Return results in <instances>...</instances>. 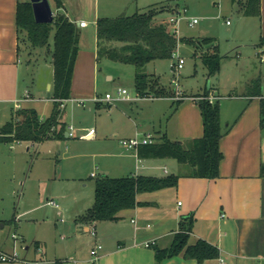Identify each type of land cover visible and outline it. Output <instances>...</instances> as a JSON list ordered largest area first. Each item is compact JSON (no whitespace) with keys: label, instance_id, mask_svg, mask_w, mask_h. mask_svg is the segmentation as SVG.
Returning a JSON list of instances; mask_svg holds the SVG:
<instances>
[{"label":"crops","instance_id":"0c3cea01","mask_svg":"<svg viewBox=\"0 0 264 264\" xmlns=\"http://www.w3.org/2000/svg\"><path fill=\"white\" fill-rule=\"evenodd\" d=\"M19 1L30 0H0V134L6 122L14 117L19 119L16 114L21 108H35L41 120H45L52 114L54 101H56L53 97L55 84L52 54L49 59L46 58V64L52 76L43 82L44 88L24 87L23 71L36 63L38 59L36 56L40 55L41 51L32 49L21 42L17 26ZM231 1L241 15L247 16L241 7L244 0ZM61 2L62 7L58 9L57 0H50L55 14L58 11L64 12L80 29V45L73 73L71 97L62 101L61 105L63 108L61 121L66 124L69 102L83 106L86 101L95 102L97 106L105 103V101L97 100L103 98L99 94L101 80L110 82L114 80V76L109 72L102 74L101 59L98 58L97 20L100 16L114 17L113 15L120 13L125 6L128 7L131 0H61ZM168 5L171 11L176 10L174 5ZM249 17L255 18L253 23L255 36L250 41L256 43L257 53H264V46H260L261 37L264 36V0H261L260 15ZM81 21H86L87 25L81 27ZM205 37L213 36L184 37L182 43L194 46V56L203 60V54L208 48L198 46L197 42ZM213 38L217 42V39ZM247 41L234 40L233 49L237 51V58L243 55L237 49L246 45ZM219 54L221 55L220 46ZM221 56V68L215 75L221 72L224 58H232L230 54ZM257 75V78L251 76L248 78L249 81L243 82L245 92H231L238 88L236 85L242 84L240 80L234 81L236 87L226 94L221 92L220 88L209 87V85L203 92H213L219 96L222 124L224 128L230 127L221 139L220 146L224 158L220 165V176L217 178L192 177L189 175V168L175 158H144L139 155V151L129 150L120 142L122 138L146 134L154 135L155 142L164 135L181 142L202 137L204 135L202 109L193 96L203 93L192 95L184 93L185 98L193 101L190 99L185 101L184 98L179 103H176V98L172 97H140L147 99L141 101L142 103L128 99L116 101L115 104L107 102L109 106L116 105L118 108V111L111 108L105 113L108 120L105 119L106 122L102 124L100 122L99 125V140L108 150L91 153L93 158L109 157L113 160L110 165L101 164V176L164 177L169 174H179L180 179L175 187L139 193L137 199L141 204L121 211L116 221L83 222L79 220V217L94 202L92 204L77 203L73 210L76 230L91 235L87 227L93 224L96 227L97 236L91 235L95 239L92 242L90 240V244L87 243L89 244L88 254L74 260L75 264H92L90 251L96 241H102L104 245L100 264H155L156 247H169L174 235L180 229L181 219L191 214L195 216V223L189 244L205 239L220 249L219 257L208 259L204 264H264V174L262 173L264 71L260 70ZM47 85L52 93L50 97L44 96ZM47 101L51 102V105H45L47 107L43 106L41 110L40 103ZM160 102H165V106L162 107ZM102 112L98 111L100 120L104 118ZM70 128L72 132H67L65 137H71L73 134V127ZM75 129V131H81L87 127L78 126ZM89 129L83 136L89 139L95 138L97 131L91 133L94 128ZM115 139L118 141L116 142ZM24 142L34 145L41 143L23 140L5 141L0 138V163H4L7 156L10 157L13 178L18 171L19 159H24V150H31L29 146L20 145ZM117 144H121V150ZM63 171L64 167L60 165L57 169V178H61ZM93 173L96 175H92ZM27 176L26 173L22 185L28 179ZM91 177H99V173L92 172ZM65 195L57 194V197L62 199ZM75 200L77 202L76 198ZM56 208L59 209L60 206ZM19 216L20 214L15 217V221ZM5 227L6 220L0 218V229ZM147 241L155 243L147 247L145 246ZM34 246L37 252L42 251L40 241H36ZM29 249L30 246H27L26 250ZM74 255L78 256V250L74 251ZM220 257L225 259V263L220 261ZM26 260L35 264L39 263L38 260L27 258ZM161 264H198V262L196 259L186 258L180 254L165 258Z\"/></svg>","mask_w":264,"mask_h":264},{"label":"rangeland","instance_id":"374dc122","mask_svg":"<svg viewBox=\"0 0 264 264\" xmlns=\"http://www.w3.org/2000/svg\"><path fill=\"white\" fill-rule=\"evenodd\" d=\"M162 4H172L176 8L174 12L167 10L160 16L161 18L178 16L182 19L181 38L200 35L213 36L220 46L221 55H232V58H224L219 74L210 75L202 58L194 56V46L181 42L178 51L179 55L184 57L185 63L179 71L172 67V64L177 62L176 57L154 60L146 66V72H154L160 76L164 86L176 89L177 85L173 80L177 77L179 89L188 95L203 93L208 85L220 88V91L225 94L236 86L238 88L231 92H245L243 82L249 81L248 78L251 76L257 78V73L260 70L264 71V62L259 60L257 53L258 47L256 43L250 41L255 36L253 25L255 18L241 15L231 0H131L128 7L124 5L125 9L121 11L122 13L113 16L130 15L137 11H146L153 5ZM192 17L200 18V22L195 26L188 24V19ZM236 39L248 40L246 45L237 49L243 54L239 58L236 55L237 51L233 49V42ZM53 43L52 35L49 48H36L41 53L36 56L38 58L36 63L23 71L24 87L36 86L43 89L45 86L43 82L51 78L52 74L46 64V58L51 57ZM100 67L102 74L109 72L114 76V80L110 82L101 80L99 94L103 97L106 92L118 97V91L125 88L133 98L132 100L140 101L139 103L147 100L138 97L134 65L104 58L100 61ZM237 80H240L242 84L235 86L234 81ZM262 86L264 89V80ZM51 95L47 85V92L45 88L44 96L50 97ZM189 99L186 97L185 101ZM122 101H127V99ZM40 105L43 110V106L46 108L45 105H51V102H42ZM160 105L165 106V102H160ZM111 108L118 111L116 105L111 107L106 101L101 106L91 101H86L85 106L69 102L65 118V134L72 132L70 128L72 126L71 137L44 140L37 145L26 142L20 144L23 147H31V150H24V159H19L18 171L14 178L10 157L7 156L5 161L1 160L4 163H0V218L6 220V227L0 229V248L9 254L17 253L18 258L0 261V264H24L26 258L38 260V264H55L57 260L62 261L63 264H75L74 260L88 254L90 240L92 242L95 238L81 230H76L73 210L77 203L92 204L94 202L95 178L91 177V173L96 172L101 176V164L110 165L113 161L109 157L93 158L91 155L93 152L108 150L99 140V125L100 122L101 124L106 122L105 119L108 120L105 113ZM99 110L103 111L104 115L101 120L98 118ZM78 126H86L87 129L75 131ZM89 128L97 131L93 139L83 136L87 130H90ZM115 141L118 140L115 139ZM120 145L117 144L121 150ZM117 148L116 150H119ZM60 165L64 167L62 179L57 178V169ZM26 173L28 179L22 185ZM57 194L66 195L60 199ZM53 199L59 204V209L48 203ZM19 214L20 216L15 221V217ZM14 234L18 236L16 241L13 238ZM36 241L41 242L42 251L37 252L34 246ZM27 246H30L29 250H26ZM75 250H78V256L74 255Z\"/></svg>","mask_w":264,"mask_h":264},{"label":"trees","instance_id":"16d2710c","mask_svg":"<svg viewBox=\"0 0 264 264\" xmlns=\"http://www.w3.org/2000/svg\"><path fill=\"white\" fill-rule=\"evenodd\" d=\"M234 2L238 0H233ZM242 11L247 16L260 15L261 0H244ZM62 7L57 0V8ZM171 10L169 5H153L146 11L122 14L116 17L100 16L97 20L98 58L132 64L136 68L135 86L140 97L153 96L176 97V89L164 86L160 76L146 72L148 63L171 58L180 41L172 35L159 17ZM17 26L21 42L30 48H49L53 35L54 64V109L45 120H41L35 108H21L17 118H12L1 128V137L5 141L23 140L42 142L47 139L65 137L66 125L61 121L62 101L71 97V86L75 63L79 52L80 29L64 12L58 11L52 23H38L34 16L31 1H19L17 5ZM198 46L207 47L203 54L204 64L210 74L219 72L222 56L213 37L199 39ZM260 46H264V36ZM259 81V80H258ZM205 92L204 95H207ZM261 95V94H259ZM181 99H176L179 103ZM203 115L204 135L185 142L175 141L162 136L158 141L141 145L139 155L144 158H175L189 168L192 177L217 178L224 158L221 139L229 131L221 120L220 103L209 100L198 101ZM177 109V104L175 110ZM262 123H264V97L262 98ZM264 174V165L262 167ZM179 174L164 177L133 175L113 177L103 175L95 178V200L93 205L79 217L83 222L116 221L119 213L141 204L137 195L141 192L155 191L166 187H175ZM195 216L193 214L181 219L180 229L174 235L169 247H156L155 264H161L165 258L183 254L186 258L196 259L204 264L208 259L220 256V249L205 239L189 244L193 232ZM55 264H63L56 261Z\"/></svg>","mask_w":264,"mask_h":264},{"label":"built area","instance_id":"2783aa9c","mask_svg":"<svg viewBox=\"0 0 264 264\" xmlns=\"http://www.w3.org/2000/svg\"><path fill=\"white\" fill-rule=\"evenodd\" d=\"M181 18L178 16H172L170 18H163L162 22L167 26L168 31L174 35V37H176L179 41L181 39L180 37V33H181V29H180V23H181ZM200 22V18L198 17H192L188 19V24L189 26H195L196 24H198ZM229 23V21L227 22ZM87 25L86 21H81L80 22V26L81 27H85ZM181 42H179L180 44ZM179 48V45H178ZM178 48L174 51L172 57H176L177 58V62L172 64V67L179 71L181 68H183L184 63H185V59L184 57H182L181 55H179V51ZM260 60L262 62H264V53L259 52L258 53ZM174 84L177 85L176 88V99H184L185 95L184 93L179 89V80L176 77L174 80ZM138 97H140L138 95ZM29 97H27L28 99ZM149 98H155L153 96H149ZM193 98L195 100H209L211 103L217 102L219 99V96L213 92H208L207 95H199V96H193ZM122 99H128V100H132L133 98L130 97L127 89H120L118 91V97H114L113 94L107 92L105 94V96L103 98H98L97 100L100 101H106L108 103H114L116 101L122 100ZM95 130L92 129L91 133H94ZM1 134H0V138H1ZM156 140L155 136L152 134H146V135H137L131 138H123L121 139V144L129 149V150H135L138 152V149L141 145H145V144H150V143H154ZM92 175H96L95 173H93ZM49 204L55 206V207H59V204L55 201V200H50L48 202ZM87 231H89L91 233V235H93L94 237L97 236V230L95 225L93 224H89V226L87 227ZM13 238L15 239V241L18 239V236L16 234L13 235ZM155 242L153 241H147L145 242V246L150 247L151 245H153ZM104 249V245L101 241H96V243L94 244V246L91 248V256H92V264H100V259H101V254L102 251ZM18 258V254L17 253H13V254H9L7 252H5L3 249L0 248V261H9V260H15ZM220 261L222 263H225V259L220 257ZM24 264H35L32 261L29 260H24Z\"/></svg>","mask_w":264,"mask_h":264},{"label":"water","instance_id":"95a60500","mask_svg":"<svg viewBox=\"0 0 264 264\" xmlns=\"http://www.w3.org/2000/svg\"><path fill=\"white\" fill-rule=\"evenodd\" d=\"M33 4L35 19L38 23H52L55 17V11L50 0H30Z\"/></svg>","mask_w":264,"mask_h":264}]
</instances>
